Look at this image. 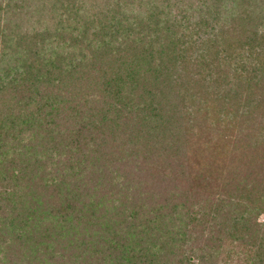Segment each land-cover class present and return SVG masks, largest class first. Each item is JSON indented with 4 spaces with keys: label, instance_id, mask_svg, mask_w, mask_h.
<instances>
[{
    "label": "trees",
    "instance_id": "obj_1",
    "mask_svg": "<svg viewBox=\"0 0 264 264\" xmlns=\"http://www.w3.org/2000/svg\"><path fill=\"white\" fill-rule=\"evenodd\" d=\"M140 151L177 190L111 206ZM0 210L11 264L53 227L110 264H264V0H0Z\"/></svg>",
    "mask_w": 264,
    "mask_h": 264
},
{
    "label": "rangeland",
    "instance_id": "obj_2",
    "mask_svg": "<svg viewBox=\"0 0 264 264\" xmlns=\"http://www.w3.org/2000/svg\"><path fill=\"white\" fill-rule=\"evenodd\" d=\"M194 17H199V15L196 13L193 15ZM195 19V18H192ZM139 155H135L134 157L132 155H128L127 157L123 155L122 159L119 162V169L115 173L116 181H115V189L113 191V200L111 206H118V209L124 208L127 210L126 206L131 203L136 197H138V190L142 188V184L144 183V194L146 195V190L152 189V187L158 185V187H169L170 191H173L172 182L170 180L163 181L161 176V164L157 163L155 160H157V155H151L149 156L146 152H139ZM147 155V156H146ZM159 167V169H158ZM153 171V174L150 175V172ZM198 191L196 190V195L200 199V201L211 199L210 201H214L215 197L219 194H216L212 196L213 194L209 190H204L205 187H196ZM176 189V188H174ZM177 190V189H176ZM216 192L218 190H215ZM215 192V193H216ZM206 197V199H204ZM219 198V197H218ZM177 201L171 200L170 201V207H173V205L176 204ZM116 208V209H117ZM180 209V207H178ZM228 209V207H226ZM46 209V208H45ZM133 210V206H129L128 210ZM179 209L175 212L174 220L176 221V225H178L181 221H179L177 218L178 216H182V212H185V210H182L179 212ZM127 210V211H128ZM226 210L225 208L222 210ZM249 210V209H248ZM2 211V210H0ZM39 211V210H38ZM41 211V210H40ZM232 215H240V212L238 209H235L234 207L230 210ZM242 212V211H241ZM243 213V212H242ZM246 214V210L242 215ZM218 216L222 217V214H217ZM230 215L229 217H231ZM125 217V216H123ZM260 218H263V216H260ZM222 219H224L222 217ZM46 220V219H45ZM48 220V219H47ZM50 221V220H48ZM222 221V220H221ZM220 221V222H221ZM227 221H229L227 219ZM56 220L53 222L56 224ZM219 222V223H220ZM54 230L52 231V235L49 238V243L51 242V246L47 247L49 243H46V246L44 248L39 249L37 257L42 254L43 258H33L35 259V264H110L109 262L105 261L103 259L104 254L100 251L103 249L104 241L96 243L92 246V250L89 252L86 249V241L85 238H79L74 239L67 236H61L60 238H54L56 235V228L53 227ZM59 228V227H58ZM204 228V227H203ZM201 229L200 226L199 229L196 231L197 235H201ZM224 229L227 231V228L224 227ZM208 237L211 236V234L208 232V230L204 229ZM215 238H210L211 241H209V244L211 245L212 249L216 252V249L218 247L219 252H221L223 255H229V245H230V238L227 235V233H224V235L221 236L220 233L215 232ZM14 237H16V233H12ZM243 236V235H242ZM96 237V236H95ZM6 238L9 239L10 236L6 235ZM89 237H86V240ZM246 237L243 236L242 239H245ZM98 239V238H96ZM240 238V240H242ZM9 241V240H8ZM239 241V240H238ZM202 242V241H200ZM235 242V240H234ZM240 242V241H239ZM241 243V242H240ZM12 246L9 247L5 244H1L0 246V264H6L7 261L9 263L8 257H11V251H13ZM46 252V254H44ZM34 252L30 254H34ZM21 263V262H20ZM23 263H26L23 261ZM11 264V263H9ZM234 264H240L239 261L235 262Z\"/></svg>",
    "mask_w": 264,
    "mask_h": 264
}]
</instances>
